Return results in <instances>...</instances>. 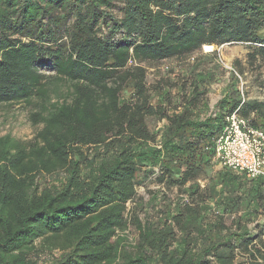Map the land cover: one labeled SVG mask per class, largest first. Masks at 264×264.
Listing matches in <instances>:
<instances>
[{
  "label": "trees",
  "instance_id": "obj_1",
  "mask_svg": "<svg viewBox=\"0 0 264 264\" xmlns=\"http://www.w3.org/2000/svg\"><path fill=\"white\" fill-rule=\"evenodd\" d=\"M227 44L264 64V0H0V105L33 106L41 126L28 142L0 137V264H264V225L249 228L262 182L225 168L199 184L224 116L264 130V103L234 91L204 113L201 73L177 104L160 85L152 104L147 85L144 65ZM153 175L174 201L142 203ZM144 206L157 210L143 221Z\"/></svg>",
  "mask_w": 264,
  "mask_h": 264
},
{
  "label": "rangeland",
  "instance_id": "obj_2",
  "mask_svg": "<svg viewBox=\"0 0 264 264\" xmlns=\"http://www.w3.org/2000/svg\"><path fill=\"white\" fill-rule=\"evenodd\" d=\"M118 13V9H115ZM215 51V54L213 52ZM252 52L250 46L245 44H227L219 48H214L211 51L202 49L199 53L193 54L190 57L180 60H169L158 64H146L144 67L147 70V85L151 93V102H157L158 98L155 96L154 88L157 85L166 87L172 98V103L177 104L181 96V81H186L189 84L194 79L197 80V74L201 73L204 76L205 83L201 87L206 86V105L207 109L203 110L204 113L216 112V104L227 93L234 91L239 92L240 97L245 100L257 101L264 103V64L249 63L247 55ZM46 74L51 75L52 72L44 71ZM210 77V78H209ZM188 89V86H183ZM59 97L65 94V89L59 86ZM61 94V95H60ZM234 96V95H233ZM33 106L24 103L13 105H0V137L10 136L13 139L22 142L32 140L35 134L41 129L39 125H33L30 121V114L34 110ZM203 113V114H204ZM161 124L152 123L150 127L157 129ZM226 170L221 167L214 159L211 165L204 171V174L199 181L200 188H206L215 185V180L218 174ZM157 172V171H156ZM157 175L151 176L143 185L137 188V194L143 204H147L151 200L150 193H157L160 191L165 194L166 199L174 201L178 196L177 189L173 188L169 191L163 188V185L157 183ZM58 178V177H57ZM55 180L54 178L42 179L41 182ZM161 193L157 196V200L161 197ZM183 198V197H182ZM185 201V197H184ZM133 203H129L128 208H132ZM157 210V209H156ZM156 210L150 206H144V209L139 212V217L144 221L146 216L152 217L156 214ZM259 216L253 218L254 223L249 225L252 229L256 224L264 225V213L259 211ZM227 218V224L230 218ZM264 234V232H263ZM127 238L125 244L126 250L132 251V246L136 242L135 230L128 226L127 230L123 233ZM264 242V235L261 237ZM39 241L36 245H39ZM60 253L54 252V258H57ZM39 264H51L52 256L42 254L38 257Z\"/></svg>",
  "mask_w": 264,
  "mask_h": 264
},
{
  "label": "built area",
  "instance_id": "obj_3",
  "mask_svg": "<svg viewBox=\"0 0 264 264\" xmlns=\"http://www.w3.org/2000/svg\"><path fill=\"white\" fill-rule=\"evenodd\" d=\"M253 120V115L242 117L239 109L226 114L213 140V159L221 167L243 174L249 181L260 180L264 189V130L255 127Z\"/></svg>",
  "mask_w": 264,
  "mask_h": 264
},
{
  "label": "bare ground",
  "instance_id": "obj_4",
  "mask_svg": "<svg viewBox=\"0 0 264 264\" xmlns=\"http://www.w3.org/2000/svg\"><path fill=\"white\" fill-rule=\"evenodd\" d=\"M203 49L206 51H211V50H213V47L212 46H204Z\"/></svg>",
  "mask_w": 264,
  "mask_h": 264
}]
</instances>
